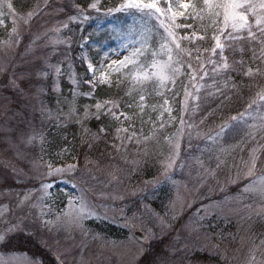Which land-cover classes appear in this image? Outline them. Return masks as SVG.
Listing matches in <instances>:
<instances>
[{
	"label": "rangeland",
	"instance_id": "rangeland-1",
	"mask_svg": "<svg viewBox=\"0 0 264 264\" xmlns=\"http://www.w3.org/2000/svg\"><path fill=\"white\" fill-rule=\"evenodd\" d=\"M67 1L71 0H55V3ZM11 2L0 0L3 5L0 24L6 20L8 27L6 38L0 41V79L6 77V90L12 92L11 95L0 92V232L13 225L18 227L7 233L0 248L19 235L30 236L32 244L36 241L54 254L57 264H137L146 254L154 258V264H179L196 253L217 256L223 264H264V201L244 191V186L253 179L248 175L253 157L255 176L264 173V129L251 127L259 121L239 123L235 134L234 127L213 131L203 144L192 147L187 158L181 157L182 144L186 143L183 140L191 143L196 137V134L185 137L184 119L191 104L203 102L207 96L201 99L199 93L212 89L206 87L205 80L223 74L204 76V71L198 72L203 62L192 65V69L189 68L191 61L183 57L185 63L176 83L184 75L187 78L180 93L175 128L164 137L154 130L147 137H125L119 142L122 148L135 149L132 169L143 156L151 163L155 161L160 171L162 181L156 187H165L167 198L161 213L159 209L153 213L142 199L135 202L134 191H126L110 180L108 173L79 168L75 163L43 161L30 154L31 149L44 145L42 128L47 126L48 130L53 123L59 127L83 123L85 114L77 115L73 103H63L66 108H61L58 102L45 104L42 85L50 81L52 91L59 95L61 76L70 72L72 92L77 94L71 64L64 66L58 58L66 59L69 48L66 31L71 25L86 20L82 14L60 18L58 6L38 19L34 18L36 11L20 17ZM43 17L49 19L41 21ZM33 20L39 22L38 26L31 24ZM132 30L139 31L133 19L120 31L116 47L103 56L105 62L94 69L95 76L91 72L93 79L101 81L118 72L120 65L113 61L124 60L136 46L138 37L131 35ZM125 35L129 38L124 39ZM155 47L159 48V44ZM193 75L197 79L193 80ZM200 76H204L203 80ZM150 82L154 86L151 91L168 100L161 111L171 114L166 109L171 108L172 112L169 102L178 94L174 91L176 83L169 82L166 88H158L155 78ZM193 84L204 87L197 92ZM185 90L191 94L187 107L184 106ZM170 157H175V164L166 174L171 179H166L164 169ZM57 169L63 171L57 172ZM44 185L48 187L45 189ZM62 201L64 204L60 206ZM81 204L85 205L86 212L92 213L82 220L77 219ZM179 219L183 225L177 230L173 225ZM90 222L113 225L119 229L120 238L97 234ZM135 232L145 237V241L137 240L133 236ZM163 239L167 241L162 245L169 249L167 255L153 250V244ZM168 257L169 260H163ZM0 264L43 263L10 250L9 253L0 251Z\"/></svg>",
	"mask_w": 264,
	"mask_h": 264
},
{
	"label": "trees",
	"instance_id": "trees-1",
	"mask_svg": "<svg viewBox=\"0 0 264 264\" xmlns=\"http://www.w3.org/2000/svg\"><path fill=\"white\" fill-rule=\"evenodd\" d=\"M11 3L14 11L20 17H25L36 11L34 18L38 19L55 6L60 8V18L77 14L88 16L84 23L69 25L70 29L66 31L69 42L66 59L62 61V58H58L64 66L68 62L71 64L77 94L72 92L73 85L69 82L70 72L61 76L59 95L52 91L50 81H46L42 85L45 90L42 96L45 104L53 105L58 102L61 108L62 106L66 108L65 104L73 103L77 115L85 114L83 123L78 126L72 122L65 127H59L53 123L48 130H46L47 126L42 128L44 145L41 148L31 149L30 154L43 161L75 163L79 168L87 167L96 172L108 173L110 180H114L116 185L122 186L126 191L135 192L133 195L134 198H137L135 202L142 199L153 213H157L158 209L161 213L167 194L165 187L161 186L160 189L156 187L162 179L159 178L160 171L156 167L155 161L151 163L142 156L140 163L134 167L135 169H132L131 163L135 149L132 150L133 148L130 146L122 148L119 142L125 137H147L154 130L158 131L160 137L167 136L168 132H171L178 123L179 115L176 110L179 109L180 93L187 76H182L174 86V91L178 94L176 98L172 99L173 101L169 102L173 107L171 114L161 111L164 99L162 95L157 96L151 91L154 89L152 82H144V90L140 91L141 85L134 84L131 77L126 75L132 65L110 74L103 82L92 78L88 72L87 63H92L94 68L103 64L101 61L103 56L116 47L120 31L132 19L121 13H109V9L118 6L121 0H71L67 3H55V0L48 2L45 0H12ZM92 3H96L97 8H90L89 5ZM46 18L49 19V17H43L41 21ZM32 22L31 24H34L35 27L39 24V22L34 23V20ZM177 22L193 24L196 28V36L192 37L191 41L183 42L185 48L191 49V56L185 54L183 57L187 62L191 61L192 68L204 62L211 55L210 51L205 52L204 49L210 50L214 46L215 42L211 39L214 29L208 28L205 33L201 31V21L185 20L184 17H180ZM30 29L31 25L28 30ZM7 31L5 20V24H0V41L6 38ZM177 32L181 35H191L192 29L179 28ZM200 35H204L205 40H199L197 37ZM24 40L27 38L25 37ZM157 44L154 40V47ZM197 46H199V52ZM256 47L258 50L259 45ZM226 54L230 63L233 60L243 59V65H237L238 68L242 67V70L231 71L227 76L223 75L222 77L211 76L205 80L207 81L206 87L211 86L212 89L202 90L199 93V98L204 99L207 96L206 99L203 102L194 101L186 119H184L187 123L185 137H190L192 134H196V137L191 143L183 140V143H186L182 144V159L188 157L194 145L203 144L207 137L213 131L217 132L218 129H221L222 125H233L232 133L235 134L237 132L235 128L239 124L230 118L232 116L239 117L240 113L245 112L257 92L264 88V62L259 59L258 51L256 59H253L250 48H246L243 53L237 49L235 52L226 51ZM198 55L200 59L203 58L201 61L195 60ZM213 58L219 59L218 56ZM208 65V74L213 73L212 65ZM258 67L261 69L260 73H257ZM249 68L252 69L254 75L243 74ZM200 71H203L201 67L198 72ZM7 83L6 77L0 79V92L6 91L7 95H11L12 92L6 90ZM141 95L145 97L143 101L140 100ZM110 101L114 102L115 106L112 103H106ZM97 103L101 104L100 109H97ZM109 109H112V112H109ZM98 114L99 118H97ZM63 204L62 201L60 206ZM90 223L96 229L97 234L106 238H120L119 229L113 225L105 222ZM182 225L183 221L179 219L173 227L179 230ZM32 243L30 236L16 235L4 247L0 248V251L22 252L33 259H39L43 264H57L54 254L49 253L36 241L34 244ZM164 243H167L166 239L154 243V252H158L159 255L169 254L166 245L162 246ZM153 260L154 258L146 254L137 264H154ZM163 260H169V257ZM195 262L198 264H223L217 256L198 253L185 257L179 264H196Z\"/></svg>",
	"mask_w": 264,
	"mask_h": 264
},
{
	"label": "snow or ice",
	"instance_id": "snow-or-ice-1",
	"mask_svg": "<svg viewBox=\"0 0 264 264\" xmlns=\"http://www.w3.org/2000/svg\"><path fill=\"white\" fill-rule=\"evenodd\" d=\"M3 5H0L2 8ZM90 8H97L96 3L89 5ZM11 11V4L8 5ZM184 9V11H179ZM109 13H121L127 17H131L138 25L139 31L132 30L131 35L138 37L136 46L131 50L128 56H125L122 61H113L119 63L121 68H129L126 75L130 76L134 84L141 85L140 91H143V84L146 81H151L155 78L158 88H166L169 82L175 84L176 77L180 74L181 67L185 63L183 56L185 54L191 56V49L184 47V41H191L192 37L196 36V28L193 24L177 23V16L184 17L185 20H199L202 22L201 31L207 32L208 28L214 29L211 39L215 42L214 46L205 52L210 51L211 55L201 63V69L204 71V76L208 75V70L205 64L212 65L211 71L214 74H223L227 76L231 71L242 70L237 65L242 66L243 59L229 62V57L226 51L235 52L237 49L243 53L246 48H250L253 54V59L257 58L264 62V0H121V3L109 9ZM75 19V17H73ZM87 20L88 16L84 15ZM206 22V23H203ZM179 28L192 29L191 35H181L177 32ZM161 29L163 31H161ZM129 36L125 35L124 39ZM199 40H205L204 35L197 37ZM159 44V48L154 47L153 41ZM256 45H259L257 50ZM199 52V46H197ZM149 55L151 59L149 60ZM166 56L167 59L162 57ZM218 56L219 59L213 57ZM200 59L198 55L196 57ZM189 68L191 65L189 64ZM88 70L96 74L92 63H88ZM150 70V71H149ZM261 69L257 68V73ZM244 75H254L251 68L243 72ZM204 76L199 79L203 80ZM197 79L193 75V80ZM103 82V78L101 80ZM197 92L204 87L200 84L192 85ZM159 94V93H158ZM191 95L185 90L184 106L187 107V98ZM145 97L140 96L143 101ZM112 103L115 106L114 102ZM168 104V100L164 101ZM97 109L101 108V104L97 103ZM171 113V108L166 109ZM112 112V109L108 110ZM113 115L115 113H112ZM123 115V113H121ZM99 118V114L97 115ZM127 119V117H125ZM232 121L239 123H248L249 120H258L259 124H253L251 127L264 129V88L257 92L256 97L250 101L245 112L239 114V117L232 116ZM183 124V119L181 120ZM233 125L225 124L221 126L224 131ZM43 139V137H41ZM175 164V157H170L165 165L166 179H171L167 176V171ZM255 157H253L252 168L249 169L248 175L253 179L244 186V191L254 196H258L261 201H264V173L259 177L255 176ZM57 172L63 170L57 169ZM51 175V173H50ZM48 185H44L46 189ZM85 215L91 216V212H86L85 205L81 204L77 214V219H84ZM18 226L13 225L5 232H0V242L7 238V233L15 231Z\"/></svg>",
	"mask_w": 264,
	"mask_h": 264
},
{
	"label": "water",
	"instance_id": "water-1",
	"mask_svg": "<svg viewBox=\"0 0 264 264\" xmlns=\"http://www.w3.org/2000/svg\"><path fill=\"white\" fill-rule=\"evenodd\" d=\"M133 236H134L137 240H139L140 242H144V241H145V237H143L139 232H135V233L133 234Z\"/></svg>",
	"mask_w": 264,
	"mask_h": 264
}]
</instances>
